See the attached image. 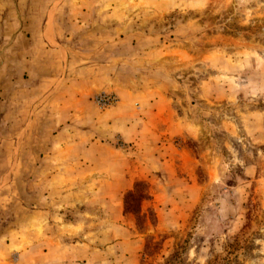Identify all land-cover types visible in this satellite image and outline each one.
<instances>
[{"label":"rangeland","instance_id":"obj_1","mask_svg":"<svg viewBox=\"0 0 264 264\" xmlns=\"http://www.w3.org/2000/svg\"><path fill=\"white\" fill-rule=\"evenodd\" d=\"M0 264H264V0H0Z\"/></svg>","mask_w":264,"mask_h":264},{"label":"trees","instance_id":"obj_2","mask_svg":"<svg viewBox=\"0 0 264 264\" xmlns=\"http://www.w3.org/2000/svg\"><path fill=\"white\" fill-rule=\"evenodd\" d=\"M137 186L143 185L142 182H137ZM145 193L138 189H132L125 194V207L127 209L135 210L136 204L143 197ZM135 207V208H134Z\"/></svg>","mask_w":264,"mask_h":264}]
</instances>
